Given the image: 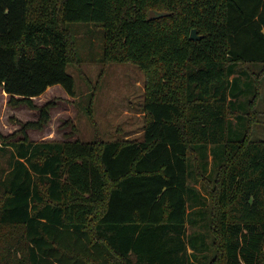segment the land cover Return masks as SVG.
<instances>
[{"label": "trees", "instance_id": "trees-1", "mask_svg": "<svg viewBox=\"0 0 264 264\" xmlns=\"http://www.w3.org/2000/svg\"><path fill=\"white\" fill-rule=\"evenodd\" d=\"M73 22L147 72L142 138H30L75 94ZM0 85L39 109L0 131V264H264V0H0Z\"/></svg>", "mask_w": 264, "mask_h": 264}, {"label": "rangeland", "instance_id": "rangeland-1", "mask_svg": "<svg viewBox=\"0 0 264 264\" xmlns=\"http://www.w3.org/2000/svg\"><path fill=\"white\" fill-rule=\"evenodd\" d=\"M70 26L81 59L79 64L70 63L67 68L75 79V94H68L63 86L56 84L37 96L35 101L39 106L51 100L55 105L43 128L28 129L30 138L35 141L81 139L95 143L142 138L148 119L143 109L147 72L132 62L103 61V27L84 22H73ZM158 72L154 65L153 76ZM8 96L0 85V131L4 134H11L24 122L39 117L38 108L8 105ZM263 108L260 100L257 109ZM253 121L254 138L263 139L264 115L257 114Z\"/></svg>", "mask_w": 264, "mask_h": 264}, {"label": "water", "instance_id": "water-1", "mask_svg": "<svg viewBox=\"0 0 264 264\" xmlns=\"http://www.w3.org/2000/svg\"><path fill=\"white\" fill-rule=\"evenodd\" d=\"M157 15L156 11L151 10L150 12V18H153ZM190 38L193 40H198L202 38V35L198 33V30L196 28H193L190 34Z\"/></svg>", "mask_w": 264, "mask_h": 264}, {"label": "crops", "instance_id": "crops-1", "mask_svg": "<svg viewBox=\"0 0 264 264\" xmlns=\"http://www.w3.org/2000/svg\"><path fill=\"white\" fill-rule=\"evenodd\" d=\"M50 87H51V86H50ZM48 88H49V87H48ZM44 93H45V92H44ZM44 93H43V94H44ZM41 95H42V94H41Z\"/></svg>", "mask_w": 264, "mask_h": 264}]
</instances>
